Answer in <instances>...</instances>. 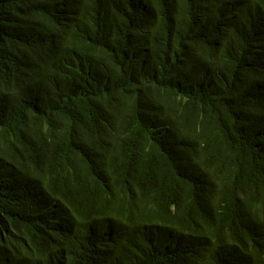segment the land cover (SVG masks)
<instances>
[{"label": "trees", "instance_id": "trees-1", "mask_svg": "<svg viewBox=\"0 0 264 264\" xmlns=\"http://www.w3.org/2000/svg\"><path fill=\"white\" fill-rule=\"evenodd\" d=\"M0 264H264V0H0Z\"/></svg>", "mask_w": 264, "mask_h": 264}]
</instances>
